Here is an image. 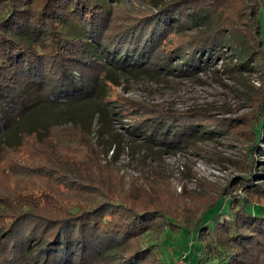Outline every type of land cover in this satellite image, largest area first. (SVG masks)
I'll return each mask as SVG.
<instances>
[{"label":"trees","instance_id":"1","mask_svg":"<svg viewBox=\"0 0 264 264\" xmlns=\"http://www.w3.org/2000/svg\"><path fill=\"white\" fill-rule=\"evenodd\" d=\"M119 1L0 0V152L22 149L28 139L56 148L50 138L54 129H77L84 140L64 144L81 149L80 165L68 170L51 164L50 170L71 176L78 190L83 189L80 178L87 174L90 179L92 169H104L98 149L103 155L114 152L110 159L116 156L113 117L136 106L122 98L127 102L114 106L116 72L186 74L204 69L212 57L229 49L239 62L234 68L225 66L227 72L240 74L251 69L253 61L264 76V0H172L129 16L125 23L113 21L110 3ZM226 9L247 27L227 22L222 13ZM86 101L96 106L89 122L18 128L36 105ZM141 105L132 112L135 120L126 132L148 146L173 151L195 137L216 134L206 127L199 131L203 113ZM12 125L13 134L8 133ZM263 131L264 86L252 125L256 141L249 148L250 162L252 151L260 149ZM4 173L14 174L8 167ZM252 179L241 194L224 190L203 210L183 207L188 203L178 196L168 199L167 208L138 211L129 205V191L122 187L98 191L106 198L98 204L88 196H75L74 205L51 204L56 208L24 192L16 194L22 198L13 200V206L0 205V264H168L163 259L167 234L192 237L182 264H264V205L250 197L264 198V191ZM111 208L115 212L108 215Z\"/></svg>","mask_w":264,"mask_h":264},{"label":"rangeland","instance_id":"2","mask_svg":"<svg viewBox=\"0 0 264 264\" xmlns=\"http://www.w3.org/2000/svg\"><path fill=\"white\" fill-rule=\"evenodd\" d=\"M170 1L111 2L115 13L113 21L125 23L129 16L132 18L145 14L149 9ZM242 8L245 17L248 7ZM222 13L227 22H237L242 28L247 27L245 23L239 22L240 18L235 16L232 9L222 10ZM238 62L233 52L227 49L224 54L212 57L204 69L186 74H178L177 70L161 74L116 72L118 87L111 90V97L118 98V104L114 106L127 102L122 100L125 99L137 107L129 105L128 111L113 117L112 129L118 143L115 158L110 159L114 152L109 151L103 155L98 149L104 169L98 172H92V169L90 179L86 177L87 174L80 178L83 189L78 190L76 182L74 186L71 185V176L52 174L50 165L56 164L68 170L80 165L78 160L81 149L66 145L69 139L78 143L80 138L84 140L79 130L71 127L54 129L50 138L57 145L56 148L48 147L50 144H36L28 139L22 149H16L15 152L3 149L0 152V205L9 203V206H13V200L22 198L16 194L22 192L28 194L30 199L44 200L50 205L60 203L65 207L72 206L75 204V196H88L98 204L106 200L105 195L98 191L104 192L103 188L107 187H122L129 191L126 196L129 205L138 211L155 206L167 208L171 204L169 200L178 196L188 203L183 207L203 210L213 197L224 190L241 194L243 185L250 177H253L252 184L264 191V135L259 143L260 149L252 151L251 162L248 158L249 148L256 141L252 125L264 86V76L260 69L252 65L253 61H249L251 69L241 71L240 74L224 69L225 66L237 67ZM141 103L151 107L159 106L168 112L203 113L198 123L199 131L206 127L216 131V134L213 133L211 137H195L190 144L173 151L148 146L142 139L131 138L126 132L129 124L135 120L132 112L142 108ZM95 111L93 101L36 105L23 116V124L18 128L30 124L44 123L47 126L70 121L89 122ZM14 128L15 125H12L8 133L13 134ZM6 167L14 174H5ZM24 174L27 176L21 177ZM158 180L156 184L151 183ZM250 197L254 203L264 205V198L260 195L251 194ZM12 210L13 213L17 212L16 207ZM113 212L114 208H111L108 215ZM0 216L4 218L1 209ZM191 239L190 235L167 234L163 248L164 261L168 264H182L180 259L188 250ZM144 264L158 263L147 260Z\"/></svg>","mask_w":264,"mask_h":264},{"label":"built area","instance_id":"3","mask_svg":"<svg viewBox=\"0 0 264 264\" xmlns=\"http://www.w3.org/2000/svg\"><path fill=\"white\" fill-rule=\"evenodd\" d=\"M181 262H182V260H181Z\"/></svg>","mask_w":264,"mask_h":264}]
</instances>
